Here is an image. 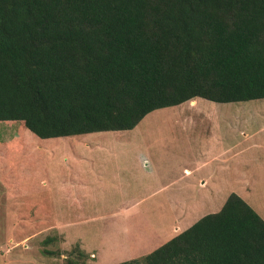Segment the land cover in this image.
Masks as SVG:
<instances>
[{
    "label": "trees",
    "instance_id": "16d2710c",
    "mask_svg": "<svg viewBox=\"0 0 264 264\" xmlns=\"http://www.w3.org/2000/svg\"><path fill=\"white\" fill-rule=\"evenodd\" d=\"M197 97L264 98V0H0V121L41 138L130 130ZM115 264H264V218L232 192Z\"/></svg>",
    "mask_w": 264,
    "mask_h": 264
},
{
    "label": "rangeland",
    "instance_id": "374dc122",
    "mask_svg": "<svg viewBox=\"0 0 264 264\" xmlns=\"http://www.w3.org/2000/svg\"><path fill=\"white\" fill-rule=\"evenodd\" d=\"M232 192L264 218V98L197 97L130 130L55 138L0 121V264L137 258Z\"/></svg>",
    "mask_w": 264,
    "mask_h": 264
},
{
    "label": "crops",
    "instance_id": "0c3cea01",
    "mask_svg": "<svg viewBox=\"0 0 264 264\" xmlns=\"http://www.w3.org/2000/svg\"><path fill=\"white\" fill-rule=\"evenodd\" d=\"M185 103V102H184ZM73 175V174H72ZM75 175V174H74ZM75 181V180H74ZM123 210H125L124 208H118L117 210H115L114 212H112L110 215H122V214H127L126 212H124Z\"/></svg>",
    "mask_w": 264,
    "mask_h": 264
}]
</instances>
